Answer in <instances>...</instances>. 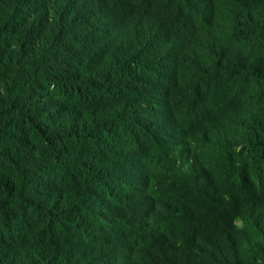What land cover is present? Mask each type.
Masks as SVG:
<instances>
[{
    "label": "trees",
    "instance_id": "16d2710c",
    "mask_svg": "<svg viewBox=\"0 0 264 264\" xmlns=\"http://www.w3.org/2000/svg\"><path fill=\"white\" fill-rule=\"evenodd\" d=\"M0 264H264V0H0Z\"/></svg>",
    "mask_w": 264,
    "mask_h": 264
}]
</instances>
